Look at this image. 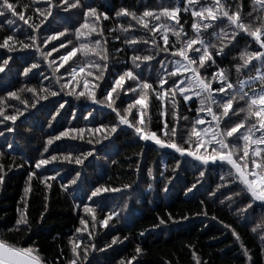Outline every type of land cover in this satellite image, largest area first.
Segmentation results:
<instances>
[{
  "label": "trees",
  "instance_id": "trees-1",
  "mask_svg": "<svg viewBox=\"0 0 264 264\" xmlns=\"http://www.w3.org/2000/svg\"><path fill=\"white\" fill-rule=\"evenodd\" d=\"M51 2L55 5L58 0H51ZM72 2L74 0H69V3ZM203 2L204 0H200V3ZM17 3L21 6L29 4L43 9L47 7L48 0H17ZM81 5H84V8L77 7L67 11H57L53 8L52 15L41 25L37 32V43L42 52L51 53L47 60H44L35 48L20 50L18 44L16 50L11 52L0 48V60L11 57L5 72L0 73V98L5 100V114L11 115L16 109L23 110L26 107L19 100L8 97V92L15 91L21 100L28 101V110L24 111L23 116L18 117L13 132L5 131L6 127L12 126L11 121L0 123V131H4V136H0V151L5 152L2 162L7 166L13 162L14 157L15 164L24 163L23 168H12L11 170L6 168L5 180L0 186V239L17 247L37 248L45 264H67L71 256L69 241L74 236L82 239L84 243L94 242L97 248H105V245L111 244L113 237L119 238L118 243L112 244L104 251L91 252L90 264H118L121 258L127 260L132 256H136L132 264H197V259L200 260V264H264V240L259 238L261 231L259 229L256 233L251 231L256 223H264V209L257 207L254 213L249 210L247 220L239 218L236 209L241 201L245 203L247 201L246 194L241 192L236 184H229L220 190L225 196L232 195L233 192L238 193L233 196L231 207L228 206L230 202L227 200L224 204L219 201L214 203L212 199L206 198L205 193L209 186L216 188L217 183L220 182L219 174L214 171L211 177L206 173L205 177L200 178L197 171L199 165L191 158H187V163L181 166L175 173V178L167 184L168 191H162L168 178L173 175L172 168L175 164L173 156H178V154H172L171 150H162L154 144L140 140L133 128L132 130L122 129L116 113L103 104H94L83 97L76 99L70 95L73 89L77 92L83 90L82 85L85 78L83 74L78 76L79 86H76V81H73L69 88L61 90V85L70 79L68 73L72 67L78 68L82 64L99 59L92 53L85 56L82 52H78L75 57L64 63L63 67H60L62 63L60 57L73 46L78 47L83 39L77 37L76 29L84 22L83 12L89 5L96 7L99 12L107 13L109 17L107 20L102 19L98 22V31L103 30V37L107 41L105 47L109 55V67L103 80L99 82V87H90L89 90H94L97 98L102 100V94L110 90L117 74L126 68L134 67L130 60L133 49L138 50L140 55L154 56L152 61L142 62L141 68L134 69V71L143 72L142 79L147 77L149 82L154 83L157 90H159V85L154 82L153 77L164 76L168 79V84L165 85L167 88L173 79H178L168 77L167 74L174 70L176 61L182 59L179 56H172V52L177 51L181 46L180 42L176 41V37L169 32V44L167 45L169 51L157 52L158 48L165 47L162 30L158 29L150 33L137 25L135 21H131L129 17H117L116 12L121 8H128L139 14L145 8L158 11L162 5H180L182 8L179 14L180 23L187 32V36L181 33L183 41L195 35L190 27L193 22L191 10L187 13L183 11L184 0H81ZM250 10L251 0H243V11L247 13ZM29 13H33V7L29 8ZM32 18L38 20L39 14L34 13ZM9 19L11 17L7 14L0 16V42L16 27L20 28L17 33L18 38L24 40L25 35L30 34L27 25H24L23 21L8 24L6 21ZM93 21L94 18L89 17V23ZM161 22H165L164 18L160 22L149 21V26L152 27ZM129 23L133 27L128 33L122 32L120 26L127 27ZM169 23L175 22L170 21ZM220 27L224 25L220 24ZM65 29L67 31L64 36L47 39ZM211 31L212 29L207 30V32ZM117 36L120 39H116ZM133 37L138 38L140 43L135 45L124 43L126 38ZM98 38H100L98 35L91 37V39ZM203 38L207 40L206 33ZM153 39L156 41L155 44L152 43ZM45 40L47 43H44ZM69 40L72 41L71 44L68 43ZM237 41L235 47L225 48V56L216 59V66L226 70L229 82L233 84V89H226L229 96L234 90L239 91L243 82L256 75L254 70L241 69L237 72L234 66L242 63L239 58L240 53L244 50H257L258 45L243 33L237 36ZM62 42L65 47H60ZM33 62L38 63L40 67L33 69L29 76L25 77L22 74L23 69ZM252 64L260 67L259 62L255 60ZM57 68L59 71L55 70ZM214 70L215 67L209 68V79ZM261 71H264V67H261ZM187 75L185 73V76ZM182 78L179 77V79ZM88 80L90 85L94 86L97 83L95 75L88 77ZM129 85L136 87L135 82L126 79L124 89H127ZM217 86L218 82L212 81V87ZM22 88H36L37 91L34 95L27 91L20 92ZM253 89L258 91L259 84H245L244 86V91L249 95ZM51 91H56L58 94L52 96ZM118 94L116 106L122 114H126L124 108L127 103L132 102L136 93L128 92L125 95L118 89ZM41 95H48V99L40 100L34 108L31 107L36 102V97ZM214 95L218 99L226 98L224 93H214ZM113 96L116 98L117 93ZM176 99L179 104L178 112L188 116L189 120H179L175 137H171L170 133L165 136L161 131L163 125L157 113L160 102L156 100L154 94H150V109L146 115L150 116L149 129L156 131L161 139H172L183 144L181 129L185 134L190 130L191 122L198 115L197 109L200 105L195 95L187 102L183 101L179 95ZM121 100L125 102L124 105L120 104ZM60 103H64V108L59 109V114L56 115L55 110ZM241 106H246L245 101H239L237 97L233 109ZM213 110L220 111L217 105L213 106ZM132 112L135 113L136 109L134 108ZM199 115L206 120H211L206 113H199ZM229 115L231 116V112ZM244 116V113H240L232 117L233 123L243 119ZM128 118L131 120V115ZM166 119L170 121L169 128H171V117L168 116ZM2 120L3 118L0 117V121ZM249 123L251 121L246 123L241 132L246 131ZM113 124L119 126L115 133L109 135L110 126ZM101 125L106 126V129L100 132L93 131ZM70 128L84 129V132L71 133V136L78 138L75 140L62 138L49 146L47 153L43 152L49 136L59 135L61 131ZM259 134V132L255 133L257 136ZM105 135H108L107 139L104 138ZM235 135L238 136L239 133ZM80 136L83 139H79ZM7 143L13 144L14 151L7 149ZM235 144L234 159L243 154V142L238 140ZM77 145L79 148H74ZM183 146L188 145L183 144ZM261 147L264 148V145ZM93 149L95 150L93 155L87 157L82 165L69 163L62 159L64 155L72 153L71 159L74 160L81 152ZM200 151L204 152V149L201 148ZM8 153L12 154L8 155ZM165 153H170V155H165ZM41 154L43 158L57 155L56 161L37 170L38 174L43 172L44 175H55L56 179L49 182L51 188L48 189L34 178L31 182L32 191L26 194L28 173L33 170L34 162L41 158ZM251 167L249 159V168ZM149 170L151 175H149ZM76 171L80 172V176L77 183L73 185L69 182L75 178ZM226 179L229 178L226 177ZM197 180L200 181L197 184L198 191L193 189L192 193H186V188ZM124 184H131V190L123 189ZM149 184L152 185L151 189L148 187ZM63 185H67V189ZM99 186L116 187L122 190L103 193L90 200L88 197L91 192ZM220 199H224V196H220ZM201 201L204 203L201 204ZM125 203H127L126 208L123 207ZM84 205L93 207L97 217L95 223L90 214L84 211ZM24 211L27 213L29 224L18 226L15 222ZM204 211L207 215L202 214ZM110 212L117 213V216L109 221L108 227H103L100 221ZM197 213L201 214L197 215ZM81 217L88 221V232L92 233L91 240L88 238V232L83 234L75 232L76 228L83 227L79 223ZM161 219H164L166 223L160 224ZM225 225H230L231 228ZM231 229H235L240 234V241L235 239ZM137 246L142 249L139 254L135 253ZM244 247L248 249L251 261L245 256Z\"/></svg>",
  "mask_w": 264,
  "mask_h": 264
},
{
  "label": "snow or ice",
  "instance_id": "snow-or-ice-1",
  "mask_svg": "<svg viewBox=\"0 0 264 264\" xmlns=\"http://www.w3.org/2000/svg\"><path fill=\"white\" fill-rule=\"evenodd\" d=\"M199 4V7L197 5ZM33 7V13H29V8ZM81 7V0H74V2L69 3V0H58L57 4H53L51 0H48L46 8L34 7V5L24 4L21 6L17 3V0H0V16L5 14L9 15L11 19L7 20L8 24H17L18 21H23L24 25H27L30 34L25 35L24 40H20L17 33L20 31L19 27L13 28L11 34L6 35L2 38L0 42V48L7 49L9 52L16 50V45H19L20 50H30L35 48L36 52L47 60V57L51 53H44L41 51L39 44L37 43L38 35L37 32L41 25L47 20L49 16L52 15L53 8L57 11H67L69 9ZM191 10V11H190ZM182 8L180 5L173 6H161L159 10L145 8L141 13H137L134 10H129L128 8H121L116 12L117 17H129L131 21H135L137 25L141 26L143 29L150 33L156 32L158 29L162 30V39L165 47L158 48L157 52L163 51L168 52L169 48V36L168 33L171 32L175 37L176 41L180 42L181 46L177 51L172 52V56H179L180 60L176 61V66L174 70L167 74L168 77H177L178 79H173L172 83L166 88L165 85L168 84V79L164 76L153 77L155 83L159 85V90L154 87L153 82H149L147 77L142 79L143 72L137 73L134 69H140L142 62H150L154 59L153 55L138 54V50L133 49L130 60L133 68H126L121 73L117 74L114 79L110 90L102 94L103 99L97 98V93L90 87H99V82L103 80L105 72L108 69L109 55L105 47L107 41L103 37V30L98 31V22L100 20H107L109 17L107 13L99 12L94 6H87L86 10L83 12L84 22L79 25L76 29V35L78 38L82 37V41L79 43L78 47L73 46L71 50L67 51L65 55L60 57L62 61L60 67H63L64 63H67L70 59L76 56L78 52H82L85 56L89 53L94 54L98 57V61H90L86 64H82L80 67H72L71 71L68 73L70 79L67 83L61 85V90L69 88L76 81V86H79L80 81L78 76L84 75L83 79V90L77 92L73 89L69 94L74 96L76 99L84 98L89 100L94 104H103L107 108L111 109L116 113L120 124L127 125L133 128L135 133L139 136V139L145 142H152L159 149L172 150V154H178V156H173L175 160L174 167L172 168L173 175L168 178L162 191L167 192V184L175 178V173L181 168L183 164L187 163V158H191L192 161L197 162L199 167L197 168L198 176L200 178L205 177L206 173L209 177L212 176L213 172L219 174V183H217L216 188L213 189L209 186V189L205 193L206 198L212 199L215 203L224 204L225 201H229V207H231V202L233 201V196L238 195V193L233 192L232 195L225 196L224 192L220 191L222 188H226L229 184H236L240 188V191L246 194V203L241 201L240 206L237 207L236 213L239 218L247 220L249 216V210L252 213L255 212L256 208L264 209V71H261V67H264V0H251V10L247 13L243 11V0H204L200 3V0H184L183 11L189 12L193 18V22L190 27L194 31V37L188 38L187 40L181 39V33L187 36L183 25L180 23V13ZM28 13V15H26ZM38 13V20H33V14ZM89 17L94 18L93 23H89ZM164 18L165 22L156 23L154 26H149V21L160 22ZM29 21H32L29 23ZM174 21L175 23H169ZM223 24L224 27H220ZM133 27L131 23L127 27L123 25L120 26V30L124 33H128ZM208 29H212L211 32H207ZM218 29V30H217ZM204 30V31H202ZM65 31H60L56 35L49 36L47 39H56L57 36H64ZM111 31V30H110ZM207 34V40L203 37ZM241 33L245 34L247 37L252 38V40L258 45L257 50L248 51L244 50L239 54V58L242 63L235 65V70L240 72L241 69H246L248 71H255L256 75L251 76L248 81L241 84L239 91H233L229 96L226 93V89H233V84L229 82V77L226 74L224 68H219L216 66L217 57H223L226 55L225 48L235 47L237 41V36ZM93 35H98L100 38L91 39ZM116 39H120L119 36ZM102 40L104 41L102 43ZM27 41V42H24ZM47 43V40L44 41ZM69 44L72 43L71 40L68 41ZM124 43L127 45H135L140 43L138 38L125 39ZM148 43V41H144ZM155 44V39L152 40ZM199 45L198 47H194ZM60 47H65L64 43L60 44ZM55 50V49H53ZM119 51V50H117ZM191 52V55L189 53ZM11 57L0 60V73L5 72V68L9 64ZM259 62L260 67L253 65V61ZM54 63V61L52 62ZM51 67V63L49 64ZM40 65L38 63H31L30 66L23 69V75L25 77L29 76V73L33 69H38ZM215 67V70L211 72L210 79L208 70L209 68ZM87 69V71H86ZM59 71V69H55ZM185 73L188 75L185 76ZM35 75V73H33ZM95 75L96 85H90L88 77H93ZM179 77H183L179 79ZM46 78V77H45ZM126 79L131 80L136 83V87L128 86L124 89V84ZM212 81H217L218 86L216 88L212 87ZM259 84V90H252L251 95L244 91L245 84ZM118 89L124 92L126 95L128 92L136 93V97L131 103H127L124 108V113L118 110L117 99L119 98ZM137 89L139 91L137 92ZM193 89L195 91H193ZM20 92H30L35 95L36 88H22ZM117 93V97L114 98L113 94ZM214 93H224L226 98H220ZM58 93L56 91H51L50 95L56 96ZM150 94H154L157 101L160 102V107L157 109L158 118L162 122L161 131L164 132L165 136L169 133L171 137L177 135V124L179 120L188 121V116L181 115L178 112V101L176 99L177 95L181 96L183 101H189L193 95H195L199 101L200 107L197 109L198 115L191 122L190 130L184 133L181 129V140L183 144L188 146H183V144L176 142L172 139H161L156 131H151L148 127L150 121V116L146 115L150 109ZM8 97H12L19 100L26 107L21 109H16L14 114H5V100L0 98V117L3 118L0 123L4 121H11L12 126L6 127L5 131L13 132L15 130V122L19 116L24 115V111H27V100H21L17 92L12 91L7 93ZM245 101L246 106H241L233 109L234 101ZM48 95H41L36 97V102L31 105L35 107L36 103L40 100H47ZM121 105H124L123 100L120 101ZM217 105L220 109L219 112L213 110V106ZM169 106L171 111L169 112ZM64 108V103H60L59 107L55 110V114H59V109ZM136 109L133 113L132 110ZM231 112V116L229 113ZM199 113H206L211 120H206ZM240 113H244L243 119L238 122L233 123L232 117L238 116ZM91 115V113H89ZM131 115L130 120L128 116ZM171 117V128H169L170 121L166 117ZM54 118V117H53ZM138 121V122H137ZM248 124L246 131L241 132L244 129L246 123ZM207 125V126H205ZM119 125L113 124L110 126L108 134L115 133ZM106 126L101 125L100 127L94 129L93 131L100 132L105 130ZM79 132L83 133L84 129L70 128L61 131L59 135L49 136L46 145L43 147V152L47 153L49 151V146H51L55 141H59L62 138L77 139V136H71V133ZM259 132L257 136L255 133ZM239 133V135H235ZM0 136H4V131H0ZM105 139L108 135H105ZM79 139H83L82 136ZM243 142V154L234 159V152L236 144L235 141ZM91 143V141H89ZM254 146V147H251ZM251 147V157L249 155V149ZM74 148H79V146H74ZM203 148L204 152L200 149ZM7 149H12L13 144L7 143ZM209 149L211 151L209 152ZM95 150L81 152L77 155L74 160L71 159L72 153H68L62 157L63 160L69 163H75L77 165H82L87 157L92 156ZM12 153H8L11 155ZM165 155H170V153H165ZM5 156L4 151H0V186L3 185L7 170L12 168H23L24 163L15 164V158L13 157V162L5 166L2 162ZM258 158V159H257ZM58 159L57 155H50L47 158H41L35 160L34 168L28 173L27 181L28 186L25 188V193H30L32 191L31 182L33 179L39 180L44 184L45 188L50 189L52 180L56 179V176L44 175L43 172L38 174L37 170L45 168L46 165L52 161ZM249 159L251 160L252 167L249 168ZM149 175L151 171L149 170ZM163 175V174H161ZM80 176V172L76 171L75 178H73L69 183L76 184ZM228 177L229 179H226ZM200 181L192 183L190 187L186 188V193H192L193 189H197V184ZM67 189V185H63ZM148 187L151 189L152 185L149 184ZM122 188L125 190H131V184H124ZM121 188L107 186L96 187L88 197L90 200L93 197H98L103 193L108 192H118ZM198 191V189H197ZM219 193V195H218ZM220 196H224V199H220ZM139 202V201H137ZM204 202L201 201V204ZM27 206L25 205V208ZM124 208L127 207V203L123 205ZM84 211L89 213L92 221L95 223L97 217L93 207L84 205ZM201 213H197L200 215ZM203 215H207L204 211ZM171 214H169L170 216ZM117 216V213L110 212L107 216L100 221L103 227H108L109 221ZM187 217H185L186 219ZM215 219V217H213ZM16 225H28L29 220L27 218L26 211L21 212L19 219L16 220ZM79 223L83 227H78L75 232L78 234H83L88 232V221L81 217ZM166 221L164 219L160 220V224H164ZM225 227L231 228L230 225H225ZM258 229L261 231L260 239L264 240V223H256L255 226L251 228L253 233H256ZM232 235L237 241L241 240L240 234L235 230L231 229ZM88 238L92 239V233L88 232ZM119 242L118 237H113L111 244L105 245V248L111 247L112 244ZM71 256L67 260V264H90V254L95 251H104L105 248H97L96 244L84 243L82 239L74 236L69 241ZM243 247V244L241 245ZM244 254L251 261V256L246 247H244ZM142 249L140 247L135 248V253H141ZM136 259V256H132L130 259L121 258L118 264H132V261ZM0 264H45V261L39 255L37 248L29 247H17L13 244L8 243L4 239H0ZM197 264H200V260L197 259Z\"/></svg>",
  "mask_w": 264,
  "mask_h": 264
},
{
  "label": "water",
  "instance_id": "water-1",
  "mask_svg": "<svg viewBox=\"0 0 264 264\" xmlns=\"http://www.w3.org/2000/svg\"><path fill=\"white\" fill-rule=\"evenodd\" d=\"M122 129H125V130H132V128L128 127L127 125H122Z\"/></svg>",
  "mask_w": 264,
  "mask_h": 264
},
{
  "label": "rangeland",
  "instance_id": "rangeland-1",
  "mask_svg": "<svg viewBox=\"0 0 264 264\" xmlns=\"http://www.w3.org/2000/svg\"><path fill=\"white\" fill-rule=\"evenodd\" d=\"M150 144H153L152 142H149ZM155 145V144H154ZM164 150H167V149H164ZM172 151V150H171Z\"/></svg>",
  "mask_w": 264,
  "mask_h": 264
}]
</instances>
